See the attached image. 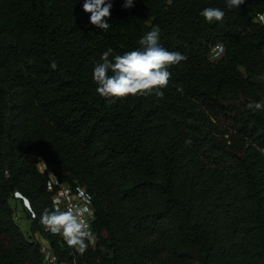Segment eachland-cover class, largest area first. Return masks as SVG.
I'll return each mask as SVG.
<instances>
[{"label":"trees","instance_id":"1","mask_svg":"<svg viewBox=\"0 0 264 264\" xmlns=\"http://www.w3.org/2000/svg\"><path fill=\"white\" fill-rule=\"evenodd\" d=\"M111 2L105 31L84 0H0V264H44L36 235L61 264H264V110L247 108L264 101V0ZM207 7L223 21L207 23ZM154 26L187 56L164 98H101L102 53L137 49ZM50 175L90 198L83 255L40 223ZM15 193L36 214L29 236Z\"/></svg>","mask_w":264,"mask_h":264},{"label":"clouds","instance_id":"2","mask_svg":"<svg viewBox=\"0 0 264 264\" xmlns=\"http://www.w3.org/2000/svg\"><path fill=\"white\" fill-rule=\"evenodd\" d=\"M245 0H226L229 9L239 8ZM111 0H84L83 11L89 16V23L100 30H107L111 26L108 20L111 17ZM125 9L134 6L133 0H124ZM200 15L209 24L222 22L225 12L220 8H204ZM139 47L125 52L123 55L113 56V49L108 48L95 63L93 81L97 85L96 92L107 102L115 104L118 100L128 97H147L155 95L164 98L165 89L171 79L169 69L187 60V56L179 51H169L160 43V29L152 27L138 41ZM224 51L223 46H218ZM55 70V62L51 64ZM247 108L252 111L264 110V101L250 102ZM190 143L191 141H186ZM45 170L44 162L38 164ZM90 201V198H89ZM89 211L87 206L69 204L61 208L60 199H54L51 209H45L40 214V223L53 235L63 238L66 244L83 255L90 244L94 245L96 237L90 230V224L85 218ZM36 217L35 212L32 213Z\"/></svg>","mask_w":264,"mask_h":264},{"label":"built area","instance_id":"3","mask_svg":"<svg viewBox=\"0 0 264 264\" xmlns=\"http://www.w3.org/2000/svg\"><path fill=\"white\" fill-rule=\"evenodd\" d=\"M259 20L261 22H263L264 16H260ZM216 49H215L216 52H218L219 49L217 47H216ZM216 54L213 55V57H215ZM50 187H51V191L53 192L52 197H51L52 203H53L54 199H60L62 209L65 208L66 206H68L69 204L81 205V206H87L88 207L89 211L85 214V218L88 220V222L90 224V230L93 232V234L96 237V233H95V230L93 227L94 222H95V213H94L91 201H89V196H88L87 192L85 191V189L78 187V186L72 187V186L62 185L52 175H50ZM14 198L22 200L23 207L26 209V211L28 213H30L32 215L33 212L30 208L28 201L25 198H23L19 193H15ZM44 232L47 235L58 237L60 240L64 241L62 237H60L58 235L51 234L49 231H46L45 228H44ZM43 241L45 242L44 245H42V243H41L42 253H43V263L44 264H61L58 261L56 255L53 253L51 246L48 243V241L45 239H43ZM95 244H96V242H95ZM95 244L94 245L90 244L89 247H94Z\"/></svg>","mask_w":264,"mask_h":264},{"label":"rangeland","instance_id":"4","mask_svg":"<svg viewBox=\"0 0 264 264\" xmlns=\"http://www.w3.org/2000/svg\"><path fill=\"white\" fill-rule=\"evenodd\" d=\"M219 56V54L217 53L215 57ZM214 57V58H215ZM40 171L44 172L46 170L42 169L39 166ZM11 206L15 209V221L18 223V225L20 226L21 230L23 231V233L26 236H29L30 232L28 230V226H29V221L26 219L27 218V212L26 209L23 207V202L22 200H13L10 202ZM36 239H38L42 245L45 244V242L43 241V239L41 237H39L38 235L35 236Z\"/></svg>","mask_w":264,"mask_h":264}]
</instances>
